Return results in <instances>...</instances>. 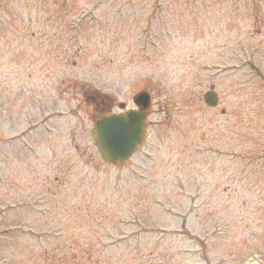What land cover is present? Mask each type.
Returning <instances> with one entry per match:
<instances>
[{"label":"rangeland","instance_id":"1","mask_svg":"<svg viewBox=\"0 0 264 264\" xmlns=\"http://www.w3.org/2000/svg\"><path fill=\"white\" fill-rule=\"evenodd\" d=\"M94 3L0 5V155L13 150L34 203L59 180L44 215L0 185L1 205L25 206L0 221V263L264 264V0H102L81 50L72 24ZM141 90L145 141L106 164L91 138L102 106L86 100L118 113Z\"/></svg>","mask_w":264,"mask_h":264},{"label":"water","instance_id":"2","mask_svg":"<svg viewBox=\"0 0 264 264\" xmlns=\"http://www.w3.org/2000/svg\"><path fill=\"white\" fill-rule=\"evenodd\" d=\"M208 107H215L217 94L213 88L203 97ZM95 101V99H90ZM139 111H129L125 114L110 116L101 119L94 124L92 138L101 158L111 164L128 160L143 139L145 125L144 111L148 108L149 97L146 93H140L134 98Z\"/></svg>","mask_w":264,"mask_h":264},{"label":"trees","instance_id":"3","mask_svg":"<svg viewBox=\"0 0 264 264\" xmlns=\"http://www.w3.org/2000/svg\"><path fill=\"white\" fill-rule=\"evenodd\" d=\"M52 257H53L52 255H47V257H46V259L50 261L49 264L53 263V258ZM54 264H59V263H54Z\"/></svg>","mask_w":264,"mask_h":264}]
</instances>
